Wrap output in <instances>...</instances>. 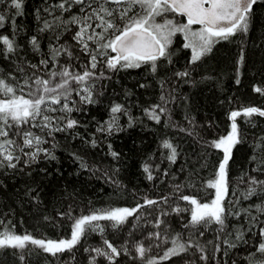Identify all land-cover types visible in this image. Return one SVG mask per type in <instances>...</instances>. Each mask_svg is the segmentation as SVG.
I'll return each instance as SVG.
<instances>
[{"label": "trees", "instance_id": "trees-1", "mask_svg": "<svg viewBox=\"0 0 264 264\" xmlns=\"http://www.w3.org/2000/svg\"><path fill=\"white\" fill-rule=\"evenodd\" d=\"M60 2L23 0L22 15L15 14L8 0L0 2V15L6 17L0 36L7 35L14 42V51L7 55L5 46L0 44V77L19 91L18 81L22 83L36 74L51 78L47 74L61 66L81 74L87 69L96 74L90 81L94 102H82L74 92L72 100L79 110L47 115L74 119L78 121L76 127L51 135L47 129H30L47 140L41 147L47 148L54 159L40 153L29 167H25L22 160L16 170H0V220L7 226L0 225V232L12 229L15 234L27 233L38 239H70L75 219L84 215L97 210L134 208L137 204L143 205L145 198L157 203L142 207L119 227H113L110 221L94 222L103 227V232L87 229L70 252L52 256L29 244L31 251L25 250V264H89L92 256H95V264H110L105 257L86 251L96 247L107 250L105 240L118 249L128 248L127 253L122 252L115 258V264H145L148 258H155L157 264L264 261V255L256 251L264 243V236L260 235V229L264 228V188L256 186L257 193L246 197L250 176L264 180L263 118L237 117L242 143L233 147L228 165L223 225L202 222L195 228L185 227L190 221L192 205L180 199L181 195H188L200 203H211L215 190L207 188L206 182L214 178L223 152L209 147V143L218 141L231 130V111L249 106L264 110V95L254 90L256 87L264 89V0L254 5L253 22L247 34L237 33L219 41L212 52L196 64L188 63L191 52L182 47L185 41L182 34H177L170 48L172 63L159 60L155 73L150 64L114 71L106 67V57L99 55L97 68L91 69L90 56L75 39L81 25L71 22L74 16L83 17L81 5L73 4L65 11L58 7ZM168 15L186 23L181 16ZM108 19L123 23L118 14ZM45 21L51 27L46 28ZM98 22L93 20L92 27ZM192 27L199 29L196 25ZM90 33L91 29L84 34V39L94 50L96 44L87 40ZM33 37L37 39L39 50L32 45ZM54 49L60 50L58 56L54 57ZM44 59L52 61L47 68L40 64ZM31 65L39 67L33 69ZM186 69L191 70L189 76H175L176 72ZM70 86L81 87L74 81ZM162 95L166 103L161 101ZM117 104L122 106V111L113 114L111 108ZM155 105L167 109L160 123L145 112ZM113 115L116 126L109 133L108 122ZM102 126L104 131H97ZM165 140L176 148L175 163L167 159L170 149L162 146ZM113 151L118 157L111 155ZM82 162L87 167H82ZM145 164L149 165L152 180L147 179L148 174L143 170ZM164 197L168 198L166 203ZM177 206L179 213L173 210ZM165 212L168 214L162 215ZM157 220L162 221L160 227L155 226ZM156 233L161 234L160 239L149 236ZM174 238L182 243L198 242L208 259L201 260V252L196 248L167 260L160 259L173 247ZM138 245L146 249L144 260L135 252ZM13 252L17 253L16 257ZM18 254V249H0V264H20Z\"/></svg>", "mask_w": 264, "mask_h": 264}, {"label": "snow or ice", "instance_id": "snow-or-ice-1", "mask_svg": "<svg viewBox=\"0 0 264 264\" xmlns=\"http://www.w3.org/2000/svg\"><path fill=\"white\" fill-rule=\"evenodd\" d=\"M259 2L260 0H93L90 3L89 0H61L58 7L67 11L73 4L81 5L80 11L84 14L83 17L74 16L71 22L81 25L80 31L75 34V39L83 46L86 54L90 56L91 69L97 68L99 55L100 57H106L104 60L106 67L114 71L121 68H139L143 64H150L151 71L155 73L159 60L166 59L169 64L172 63L173 53L170 48L173 44V37L177 34H182L185 41L182 47L191 52L188 63L196 64L210 54L219 41L228 40L237 33L247 34L253 22L254 5ZM107 4H113L115 7H107ZM22 5L23 0H8V6L16 10V15L23 14ZM88 9H91V11H88ZM169 13L186 17V23L169 18ZM49 14H52L51 11H49ZM116 14L123 21L122 24H116L113 19H108L114 18ZM158 18L160 19L158 20ZM93 20L99 21L96 23L95 28L92 27ZM5 21L6 17L0 15V28L4 27ZM193 25H199L200 27L198 30H194ZM45 27L48 28L51 25L45 21ZM89 29H91V33L88 34L87 40L96 44L94 50L89 48V44L84 39V34L88 33ZM96 29H101V31L97 32ZM0 44L5 46V55L14 51V42L7 35L0 36ZM32 45L39 50L35 37L32 38ZM59 52V49H54V57L58 56ZM111 53L115 55L113 56ZM242 61L243 53L240 57V62ZM51 62L44 59L40 61V64L47 68ZM31 67L37 69L39 66L31 65ZM190 72V69H186L185 71L176 72L175 76L178 78L187 77ZM47 75L51 78H42L36 74L33 77L24 79L22 83L18 81L19 91L17 87L9 85L5 78L0 77V170H16L22 160L24 166L29 167L40 153L54 159L55 157L51 155L47 148L41 147V145L47 143V140L43 136L36 135L30 129H47L48 135H51L53 132L67 131L76 127L78 121L74 119L47 115L49 112L59 111L70 114L74 110H79L76 107V102L72 100L74 92L80 97V101L94 102L90 81L95 77V72L86 69L82 74L73 73L69 71L68 66H61L59 70H52ZM100 75L102 76L103 73ZM13 79H16V77H13ZM72 81L81 85V87L79 89L72 88L70 86ZM239 82V79H237V84ZM163 83L162 81V87ZM141 87H144V85L142 84ZM25 89H27L26 94ZM254 90L264 95V89L256 87ZM160 99L166 103L165 96L162 95ZM54 105L59 107H53ZM157 109L159 112H157ZM166 110L163 105H155L151 109H145V112L150 119L160 123L161 115ZM121 111L122 106L119 104L111 108L113 114ZM241 116L245 119L253 116L264 117V110L249 106L239 111H231L229 114V119L232 121L231 130L218 141L209 143V147L223 152L214 178L206 182L207 188L215 190V197L211 200V203H200L194 197L181 195L180 199L192 205L190 221L185 227L195 228L202 222L205 224L215 222L218 225H223L226 212L223 199L228 190V165L232 158L233 147L242 143L237 124V117ZM115 126L116 117L113 115L111 121L108 122V132L111 133ZM181 130L189 131L188 129ZM97 131H104L103 126L98 128ZM189 134L192 133L189 132ZM93 146H95V141H93ZM162 146L170 149L167 159L175 163L177 159L176 148L167 140L163 142ZM109 149H111V145H109ZM111 155L118 157L119 154L113 151ZM77 159L79 158L77 157ZM252 159L255 160L256 157L253 156ZM81 166L87 167L83 162ZM143 170L148 174V180L154 178L148 164L143 166ZM165 175H167V172H165ZM249 181L250 187L246 197H251L257 193L256 186L264 188V180L250 176ZM162 199L166 203L168 198L164 197ZM156 203L155 200L145 198L143 205L137 204L134 208L97 210L91 215H84L75 219L70 239L62 238L58 241L38 239L31 234L18 235L12 229H8L0 232V249H18L20 264H25V250L31 251V249H28L29 244L37 246L52 256L65 251L70 252L80 243L87 229L93 231L99 229L103 232V227L94 222L110 221L113 227H119L125 223L128 217L138 213L142 207ZM173 210L179 213V206ZM167 214L166 212L162 213V215ZM236 215H239V213H236ZM161 223L162 221L157 220L155 226L160 227ZM0 225H4L2 220H0ZM153 235L156 239L161 238L160 233L149 234L150 237ZM199 235L202 236L203 233L201 232ZM260 235L264 236V228L260 229ZM104 244L107 250L96 247L86 249V251L95 253L96 256L105 257L110 264H115V258L120 256L122 252H128L127 247L118 249L107 240L104 241ZM172 244L173 247L165 251L160 259L167 260L172 256L186 252L190 248H196L201 252V260L206 261L208 259L203 254L204 249L198 242L188 241L182 243L179 238H174ZM216 250L219 251V248L217 247ZM256 251L264 255V243H261ZM135 252L141 260L145 259L146 249L142 245L136 246ZM12 255L16 257L17 253L13 252ZM89 264H95V256L90 258ZM145 264H157V261L155 258H148ZM250 264H264V261L250 260Z\"/></svg>", "mask_w": 264, "mask_h": 264}, {"label": "water", "instance_id": "water-1", "mask_svg": "<svg viewBox=\"0 0 264 264\" xmlns=\"http://www.w3.org/2000/svg\"><path fill=\"white\" fill-rule=\"evenodd\" d=\"M182 17V16H181ZM185 20H186V17H183ZM196 26H198V27H200L199 25H196ZM260 117V116H259ZM261 118H263L264 119V117H261Z\"/></svg>", "mask_w": 264, "mask_h": 264}, {"label": "rangeland", "instance_id": "rangeland-1", "mask_svg": "<svg viewBox=\"0 0 264 264\" xmlns=\"http://www.w3.org/2000/svg\"><path fill=\"white\" fill-rule=\"evenodd\" d=\"M194 30H198V29H194Z\"/></svg>", "mask_w": 264, "mask_h": 264}, {"label": "flooded vegetation", "instance_id": "flooded-vegetation-1", "mask_svg": "<svg viewBox=\"0 0 264 264\" xmlns=\"http://www.w3.org/2000/svg\"><path fill=\"white\" fill-rule=\"evenodd\" d=\"M115 55V54H114Z\"/></svg>", "mask_w": 264, "mask_h": 264}]
</instances>
